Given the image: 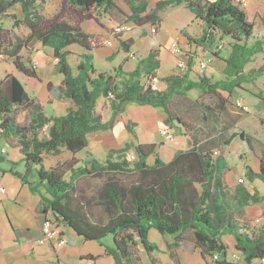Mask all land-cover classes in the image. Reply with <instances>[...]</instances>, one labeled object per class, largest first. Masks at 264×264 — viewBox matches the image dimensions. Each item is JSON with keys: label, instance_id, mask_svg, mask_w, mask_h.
<instances>
[{"label": "trees", "instance_id": "1", "mask_svg": "<svg viewBox=\"0 0 264 264\" xmlns=\"http://www.w3.org/2000/svg\"><path fill=\"white\" fill-rule=\"evenodd\" d=\"M37 1L45 3L47 0H0V16L15 5H20L23 23L29 29V38L50 48L57 59L63 78V96L72 102L73 107L67 108L59 116L45 114L43 104L29 97L22 83L13 74L7 73L0 80V136L10 146L18 148L23 156L25 173L20 175L14 172L13 175L27 184L32 192H39L38 188L44 190L40 194L42 212L46 214L50 210L56 221L64 222L86 241H101L111 235L112 249L109 252L120 264H139L135 253L138 244L151 264H159L151 256L152 252L158 250L148 240L151 228L161 236L173 238L172 243L166 244L168 257L173 261L176 260L175 250L185 240L198 249L200 257L206 262L210 258L209 261L215 264H263L264 227L256 230L250 223L237 220L234 211L241 214L245 207L262 203L264 193L260 194L254 189L250 194L244 185L238 184L233 192V207L229 206L225 201L228 189L222 182L223 172L228 170L227 165L214 161L211 154L200 149L197 144L191 142L187 150L176 153L167 163L156 155L152 165H148L146 160L154 154L155 144L136 145L134 150L137 158L134 161H128L126 155H118L116 160L110 156L104 162L91 157L85 165L77 166L75 159V155L87 146V135L109 129L112 120L123 113L127 104L161 108L167 116L168 125L180 123L169 105L172 96H186L193 89L213 94L220 102L219 108L225 109L227 98L221 92L230 96L234 89H240L248 77L244 66L263 50L260 40L251 46L248 44L253 34V24L248 21L244 10L234 0L157 2V11L184 5L205 25L202 37L193 42L200 45L206 42L207 36L218 32L229 39L230 53L224 59L223 83H212L205 76L193 81L186 72L161 78L165 89L154 91L148 79L157 76V52L150 51L131 71L123 73L119 67L118 74L125 75V78L116 83L114 76L96 72L93 66V52L104 46L103 41L86 34L81 28L83 21L95 19L99 11L108 14L116 11L137 25L151 23L156 26L154 15H148L144 20L127 17L114 0H57L58 11L50 18H45L34 12ZM130 1L135 4L134 12L144 10L140 7L141 0ZM69 14L74 21H68L66 16ZM1 30L0 55L9 54L19 73L37 78L35 71L20 61L18 53L21 45L13 44L7 51L10 43L7 36L1 35ZM72 45L84 50L75 74L68 62V48ZM123 46L126 50L129 48L128 45ZM250 72L261 74L264 67ZM142 79L147 81L143 83ZM100 98L109 100L112 112L109 121H104L102 113L96 111V103ZM16 108L28 110L30 117L27 125L16 122L13 115ZM235 136L250 146L249 139L242 133H233L232 137ZM62 149L71 154L70 159L46 170L44 156L58 155ZM126 151L127 147L122 150ZM31 175L35 176V183L28 181ZM104 176L107 180L96 196L105 219L94 220L90 213L92 198H84L75 183L84 177ZM123 176L131 179L125 182L120 178ZM244 178L251 184L260 181L264 185V151L260 156L259 171L255 172L246 166ZM185 233H188V239H184ZM226 234L233 237V248L241 254L242 263L227 260L229 247L222 240ZM215 255L219 260L213 261ZM85 258L93 260L90 256Z\"/></svg>", "mask_w": 264, "mask_h": 264}, {"label": "rangeland", "instance_id": "2", "mask_svg": "<svg viewBox=\"0 0 264 264\" xmlns=\"http://www.w3.org/2000/svg\"><path fill=\"white\" fill-rule=\"evenodd\" d=\"M116 2L123 8H128L127 11H129V7H131L129 0H116ZM147 2L149 5V0H147ZM235 2L241 9H245L246 6H243L237 0H235ZM58 9L59 2L57 0H47L45 3L37 1L34 12L45 18H50L58 11ZM246 10H248V17L249 20H251V10L250 8H247ZM155 13V18L158 15H161L158 14L159 12ZM161 13V30L157 35H152L155 30L154 25L139 27L135 24L136 27H131L130 30L128 26H125L124 31L120 34L114 35L109 41L102 40L104 43L103 48L94 52L93 66L95 71L112 75L115 77L116 83H120V81L125 78V75L122 76L118 74V68L120 67V71L123 73L131 71L133 70V66L143 56L142 52H132L129 48L126 50L123 44L129 46L130 42L127 39L128 37L134 38L135 40L146 39V37H149L151 42L159 41L161 44V46L153 45L154 48H152L155 52H159L160 47L162 50L159 59L161 61L160 75L166 76L173 70L177 72L176 59L171 56L166 49V44L169 43L168 46H170L172 42H175L181 49L189 51V49H192V41L202 37L205 31V25L201 20L195 17L194 19H189L190 15L193 14L188 9L173 8L172 10V8H169L166 12L161 11ZM114 14L117 19L124 20L123 16L117 12ZM66 17L68 21H74L73 16L70 14ZM100 20L103 25H111V18L104 19L100 17ZM183 24H187L186 29L181 31L187 36V42L177 39L179 36L177 27ZM0 28L2 29L1 35L5 38L7 36L10 43L7 45V51L11 49V45L13 44L21 45L22 48L18 53L20 61L27 68L35 71L37 74V78L24 76L13 66V58L10 57L9 54H3L0 55V80H2L7 73L13 74L22 83L29 97L35 98L38 101V98L42 100H46L47 98L51 99L50 102L43 104L44 112L47 115L59 116L64 114L67 108L73 107L72 102L63 96V78L59 73L57 59L53 57L50 48L43 47L36 39L29 38V29L23 23V13L20 5H15L7 10L6 14L0 16ZM83 30L87 33L93 34L102 33L97 23H91L90 21L83 24ZM113 30L114 29L111 28L110 31ZM186 30L192 33L188 35L186 33L188 31ZM220 35L221 34L218 32L210 34V36H207L208 39L206 42L200 44V46H203L205 50H214V45H216V43H221L222 48L221 50H217L216 53L225 55L230 48V42L228 38ZM256 40L263 42V55H260L259 57L257 56L258 58L255 63L256 66L259 65V63L264 65L263 30L258 31L257 28L253 30L252 36L248 39L249 46L253 45ZM131 53L133 58L130 57ZM209 58L210 56L207 54L205 57H199V60ZM80 60V51L71 48L68 62L74 74L76 66ZM196 63H198V60ZM255 63L253 67H255ZM207 69L208 67L205 71H207ZM245 71L248 76L247 81L242 84L240 89H234L230 96L222 91L223 95L227 96L225 109L219 108L220 102L213 94L201 92L199 89H193L187 92V96H172L169 105L175 116L179 118L180 123L175 122L172 123L171 126L166 123L164 125L172 127L171 129L174 131V137L175 135L176 137L181 135L186 136L188 147L191 142L197 144L200 149L210 153L212 159L216 162L224 163L227 167H231L233 170H240L241 168L245 169V166H249L253 171L258 172L260 156L264 151V72L261 74L251 73V70H249L248 67L245 68ZM210 81L212 83H223L225 81V76L223 72L219 70L216 76L211 78ZM108 101L109 100L103 99L102 102V99H99L96 107L97 112H103V116L107 121L111 119L112 115L111 109L108 108ZM237 101L241 102L247 110H242L237 107L235 105ZM152 110L155 112H163L161 109L130 103L126 105L125 111L122 113V118L125 119L126 117L135 121L138 124L137 129L139 133L143 136L150 135L152 140L156 142L157 147L167 146V149H173L178 143L166 140L161 134L163 127L160 130L157 124V114H151L150 111ZM13 115L16 122L20 125H27L29 123L30 116L28 110L25 108H16ZM233 133H242L245 138L249 139L250 146L238 136L232 137ZM226 141L229 142L227 143ZM214 152H216V154ZM157 153L160 158L167 160L164 150H161L160 152L157 151ZM70 157L71 154L65 149H62L61 153L58 155H45L43 165L46 170H49L53 166L69 160ZM90 158L91 154L88 150L80 151L79 154L75 156V159L78 162L77 166L85 165ZM33 177L35 178V176ZM30 178H32V176H30ZM68 178L69 174L66 176V179ZM120 178L125 182H129L128 179H131L124 176ZM241 179L243 182L240 183L238 179L237 185L245 184L250 188L252 184L246 181L244 177H241ZM106 180V176L98 178L84 177L78 179L75 183L76 189L82 193L84 198L87 200L92 198L90 203V213L94 220L105 219V213L102 207L97 204L98 198L96 192ZM255 183L257 186L256 188L264 192V185L262 182L255 181ZM237 185H235V187ZM233 192L234 187L228 189V192H226L228 196L225 198L226 203L231 207H233L234 204L232 199ZM234 214H237V212L234 211ZM251 227L258 230L261 227H264V224L255 223V225L251 224ZM188 237V233H185L184 239H188ZM223 238V242L226 245H231V235H224ZM148 240L150 243L157 246L158 250L152 252L151 256L161 264V260L166 259L168 254L165 244L172 242L173 238L171 236L162 237L155 229L151 228L148 232ZM101 241L104 242V244H112V237L111 235H107L102 238ZM183 248L185 249L184 251L187 252L188 258L191 259L192 264H202L200 257L197 254H193L194 252H197L198 249L190 244H184ZM135 253L139 259V264H151L141 245L138 244ZM235 255L238 256V259L234 257ZM227 258L233 263H242L243 261L241 254L235 251L233 247H229ZM207 259L210 260V258ZM210 263L215 264L212 261Z\"/></svg>", "mask_w": 264, "mask_h": 264}, {"label": "crops", "instance_id": "3", "mask_svg": "<svg viewBox=\"0 0 264 264\" xmlns=\"http://www.w3.org/2000/svg\"><path fill=\"white\" fill-rule=\"evenodd\" d=\"M159 1L161 0H149V5H148L147 0H141L140 7H142V9L144 8V10H142L139 13L134 12L133 9L135 4H133L132 1L130 0L129 2L131 7H129V11H127L128 8L125 9L121 5H119L116 2V0H114V3L121 11H123V13L127 17L133 16L134 19H138V20H144L146 16L155 15L156 14L155 12H159L158 14L161 15L158 16L156 15L157 16L156 18L155 16L153 17V21L156 23V26L154 33L152 35H157V33H159V31L161 30V20H162V18H160L162 16L161 11L156 10V4ZM207 1H214V0H207ZM245 6L246 7L244 9V12L247 16L248 21L253 24V30L257 28L258 31H262V30L264 31V0H246ZM169 8H172V10L173 8L175 9L184 8L187 10V8L184 5H180L177 7H169ZM169 8H166L162 12H166ZM247 8H250L251 10L252 13L251 20H249L248 10H246ZM115 12L116 11H112L111 14L110 13L108 14L99 11L98 13H96L95 19L85 20L81 23L82 30H83V24L85 22H89V21L91 23L95 22V24L97 23V25L100 27L102 33L93 34V33H87L84 30L83 31L86 34L98 37L101 40L109 41V39H111L114 36L113 31H110L111 28L114 29L118 26H124V27L128 26L130 30L131 27L134 26L136 27L137 25L136 23H134L132 20H127V18L125 17H123L124 20H121L119 18L118 20L117 17H115L114 14ZM100 17L104 19L111 18L112 19L110 21L111 25H103L101 23L102 21L100 20ZM194 17H195L194 14L190 15L189 19L190 18L194 19ZM146 25L150 26L151 23H145L137 26L141 27ZM186 27L187 24L185 25L183 24L177 27V31L179 32L178 34L179 36L177 39L184 40L185 42H187L186 40L187 36L184 35V33H182L181 31H183V29H186ZM186 33L189 35L192 32L188 31ZM127 39L130 42L129 43L130 51L142 52L143 56L141 59L145 58L150 51H153L152 49L154 48L153 45L161 46L159 41L151 42L149 37H146V39H139V40H135L134 38L131 37H128ZM168 44H166L167 45L166 49L170 53L169 50L170 46H168ZM220 44L216 43V45H214V50H205L203 46L200 45L197 46V44L193 42L192 49H189V51H185L183 49L186 53H189L190 56L186 70L181 71L177 69V72L173 70L166 76H162L159 73L161 69L160 68L161 61L159 59L162 52L160 47V51L157 52V61L159 62V68L156 70V75L161 79L173 74H177V73L183 74L187 72L188 78L193 81L198 80L202 76H205L209 79L214 78V76H216L219 70L223 72L225 67L224 59H226L230 53V48H229L228 52H226L225 55L217 54L216 47ZM71 48L73 50L75 49L80 51V55L84 52V50L77 45L70 46L68 50L71 51ZM94 52H93V56H94ZM207 54L210 56L211 63L209 64L210 67L208 66L207 71H205L198 68L196 61L199 60V57L202 56L205 57L207 56ZM260 55H263V50L262 52L255 54L251 58L250 62H248L244 66V71L245 68L247 67L249 68V70H254V68L256 70L260 67H264L262 63H259V65L256 66L255 61ZM254 63H255V67H253ZM136 64L133 66L132 69L135 68ZM223 96L227 98V96L225 95ZM38 99L42 104H46L51 100L49 98H47L46 100H42L40 98ZM100 99H102L103 102V98ZM96 107H97V103H96ZM125 108L126 105L124 106V111ZM156 109H161V108H156ZM100 112L103 115V112L102 111ZM150 113L157 114V124L160 130L162 129V127L164 128L165 126L164 124L166 123V118H167L164 111L155 112L152 110L150 111ZM122 115H123L122 113L118 114L112 120V124L109 129L88 134L87 146L83 149V151L88 150V152H90L91 154V157L97 159L98 161L104 162L110 156H112L114 160H116V157L118 155L127 156V154L134 153L136 156L134 147L138 144H155L154 154H152L146 160V163L148 165H152L154 163L155 156L156 155L159 156L157 151L160 152L161 150H164V152L166 153L167 160L160 158V156L159 158L164 163H167L170 160H172V158L176 155V153L180 151H185L189 148L186 136H182V135L179 137H176L175 135L172 141H174V143L177 142L178 145H176L173 149H167L168 148L167 146L157 147L156 142L152 140L150 135L143 136L139 133L137 129L138 124L135 121L130 120L126 117L125 119H123ZM103 119L104 121H107L105 120L104 116ZM171 125L172 124H169V126ZM169 126H165V127H169ZM125 147H127L128 151L122 152V150ZM78 154L79 152L75 156H77ZM25 170H26V165L23 160V156L18 150V148L10 146L0 136V183L6 190L4 194H0V264H85L84 259H86L85 257L87 256L93 258L92 260L93 264H120L117 261V259L114 257V255H112L109 252V250L112 249V244H104V242L102 241H95V240L86 241L83 237L78 236L70 227H68L64 222L61 221H57V228L61 236L65 239V245L61 248H57L54 246L53 241H47L44 244H39L38 240L42 237L41 226L43 220L45 218H50L55 220V217L50 210H48L46 214L42 212L40 194H43L44 190L42 188H38L39 192H32L30 191L29 186L27 184L22 183V181L19 178L13 175L14 172L23 175L25 173ZM244 172L245 169L243 168H241L240 170L239 169L233 170L231 167H228V170L224 172L222 176L223 186L226 189H231L233 187L235 188L238 179L244 177ZM31 176L32 178L29 177L28 181L31 183H35L36 178L33 177L34 175ZM244 186L248 189L250 194L253 193L254 189H256L260 194L264 193L256 188L257 186L255 182L252 183L250 188L245 184ZM235 215H236L235 218L241 222H247L252 225H255V223L264 224V201L259 204L247 206L241 211V214H235ZM231 239H232L231 245L228 244V247H233L234 245V239L232 236ZM222 240H224L223 237ZM168 243H172V242H168ZM184 244L192 245L189 241L183 240L182 242L179 243V247L175 250L176 260L173 261L168 257L167 254L166 259L161 260V264H192L191 259H189L187 256V252L184 251L185 250L183 248ZM193 254L194 255L197 254L200 257L199 251L194 252ZM200 259L202 264H211L209 260H207L206 262L201 257ZM227 260L229 261L228 258Z\"/></svg>", "mask_w": 264, "mask_h": 264}, {"label": "built area", "instance_id": "4", "mask_svg": "<svg viewBox=\"0 0 264 264\" xmlns=\"http://www.w3.org/2000/svg\"><path fill=\"white\" fill-rule=\"evenodd\" d=\"M239 3H241L243 6L246 5V0H237ZM124 26H118L114 28L113 33L114 35L120 34L122 31H124ZM222 48V44L218 45L216 47L217 50H220ZM170 54L176 59V69L178 70H186L188 60L190 58L189 53H186L183 49H181L175 42H172L170 44ZM130 57L133 58L132 53L130 54ZM211 63V59H200L198 60V67L201 70H205L209 64ZM147 79H142V82H146ZM148 84L150 85V88L154 91H162L165 89V86L161 83L160 78L158 76H151L148 79ZM235 105L242 110H247V108L239 101L235 103ZM161 134L165 137L166 140L172 141L174 139V132L170 127H164L161 130ZM216 154V152H214ZM128 161H134L136 159V156L134 153L127 154ZM239 182L242 183L243 180L240 178ZM6 192L5 188L0 183V194H4ZM42 237L38 240L39 244H44L47 241H53L54 246L57 248H61L65 245V239L61 236L60 232L57 228V221L50 218H45L43 220L42 226ZM235 258L238 259V256L235 255ZM219 260V257L215 255L213 257V261ZM85 264H93L92 260L84 259ZM261 263L264 264V259H261Z\"/></svg>", "mask_w": 264, "mask_h": 264}]
</instances>
